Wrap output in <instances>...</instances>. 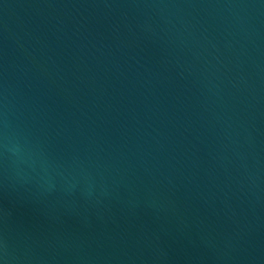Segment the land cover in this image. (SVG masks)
<instances>
[{
	"label": "water",
	"instance_id": "obj_1",
	"mask_svg": "<svg viewBox=\"0 0 264 264\" xmlns=\"http://www.w3.org/2000/svg\"><path fill=\"white\" fill-rule=\"evenodd\" d=\"M0 264H264V0H0Z\"/></svg>",
	"mask_w": 264,
	"mask_h": 264
}]
</instances>
